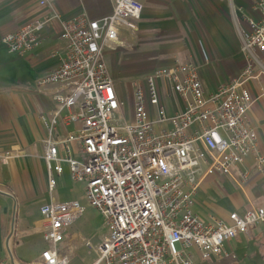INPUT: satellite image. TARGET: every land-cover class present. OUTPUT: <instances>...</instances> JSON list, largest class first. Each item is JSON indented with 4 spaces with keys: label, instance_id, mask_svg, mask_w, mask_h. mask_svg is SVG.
I'll return each instance as SVG.
<instances>
[{
    "label": "built area",
    "instance_id": "obj_1",
    "mask_svg": "<svg viewBox=\"0 0 264 264\" xmlns=\"http://www.w3.org/2000/svg\"><path fill=\"white\" fill-rule=\"evenodd\" d=\"M55 1L37 0L40 13L16 32L1 36L0 43L24 55L44 42L47 26L59 24L62 47L53 55L59 65L38 84L72 88L52 97L56 109L43 156L47 191L55 192L64 165L70 180L83 185L87 204L107 229L93 264H213L216 258L228 257L227 242L264 226V202L242 215L230 213L226 220L204 221L193 207L206 177L224 176L244 184L251 172L249 159L264 175L246 87L254 78V53H264V0H255L254 18L243 16L240 52L245 68L238 77L207 93L195 64L175 62L158 68L131 82L129 117L104 51L120 44L121 30L136 29L142 3L113 0L112 12L99 20L86 14L62 20L53 9ZM45 10L50 12L41 13ZM60 118L64 125L76 127L55 141ZM13 158L11 152L1 153L0 164ZM82 211L76 201L41 206L45 248L27 264H69L60 246Z\"/></svg>",
    "mask_w": 264,
    "mask_h": 264
},
{
    "label": "crops",
    "instance_id": "obj_2",
    "mask_svg": "<svg viewBox=\"0 0 264 264\" xmlns=\"http://www.w3.org/2000/svg\"><path fill=\"white\" fill-rule=\"evenodd\" d=\"M138 1L142 3L143 11L137 22V39L146 48L144 55L151 53L150 47H160L162 67L175 62L195 64L207 93L238 77L245 68L240 52L241 32L245 30L243 16L255 17L252 8L255 0ZM53 9L62 20L80 14L99 20L112 12L113 0H57ZM47 12L50 11L41 13ZM39 13L37 0H0V38L16 32ZM125 34L137 36L132 35L134 31H120V44L108 49V69L142 66L152 58L136 54L123 63L120 50L130 46ZM43 36L44 42L24 55L11 53L0 43V154L11 152L14 155L8 164H0V261L7 264H27L39 258L45 248L40 207L52 201L59 202L47 191L43 156L47 127L56 109L52 97L57 93L67 94L72 85L38 84L41 77L59 65L58 57L53 55L62 47L57 22L47 26ZM121 37H126L123 38L126 41H121ZM254 57V78L246 84L252 97L249 117L258 135L259 150L264 155V53L255 52ZM131 82L126 88L130 103ZM119 85L115 82L118 92H122ZM172 111L170 106L169 112ZM65 114L62 112L61 116ZM75 127L64 125L60 118L53 140L64 139ZM77 144L72 143L74 151ZM246 165L251 172L244 184L224 176H209L202 180L195 195L193 212L204 221L210 218L226 220L230 213L242 215L249 208L261 205L264 202V175L253 168L251 159ZM65 167L63 173L66 171L69 176ZM106 232L94 246L93 259L88 264L95 262L96 249ZM66 236L61 251L71 264L81 243L69 230ZM36 239L39 245H36ZM225 251L229 256L216 258L213 264H264V226L230 240L225 244ZM193 258L198 261L196 254Z\"/></svg>",
    "mask_w": 264,
    "mask_h": 264
},
{
    "label": "rangeland",
    "instance_id": "obj_3",
    "mask_svg": "<svg viewBox=\"0 0 264 264\" xmlns=\"http://www.w3.org/2000/svg\"><path fill=\"white\" fill-rule=\"evenodd\" d=\"M137 24L136 29L134 30V34H132L137 36L128 37L129 35L125 34L127 38L121 37V41L123 42L126 41H124L123 38L129 39L128 41L130 46H126L125 48H122L120 50V58L123 60V63L130 61V59L136 54H139L142 57L152 56V58H150L147 63L142 66H127L125 67V69H121V67L118 66L119 69L117 68L116 70L113 68H109L110 73L114 78L115 82L120 83L119 86L121 87L122 91L120 92V97L121 102L124 103L126 115L129 112L130 108V99L129 96H127L128 92L126 89L128 87L129 82L131 80L133 81L134 78H140L144 76L145 73L147 74V72L161 68L163 65V62L160 61L162 56L160 47L158 45L150 47V50H152L151 53L144 55V52H146V48L140 44L141 40L137 39ZM131 48L135 49L133 50ZM108 52V50L104 51V58L106 63L109 65V57L107 54ZM52 196L54 200L59 201L61 203L76 201L80 204L81 207H83L81 216L77 218L68 227L67 230L76 234L81 243L79 250L75 252V260L71 264H88L93 259L94 246L99 243L102 235L105 233V231H107L103 218L87 204V201L84 197L83 186L73 183L67 175L66 171H64L60 181H58L57 189L52 194ZM66 238L67 236L65 237V239ZM38 243L39 241L36 239V245H39ZM40 244L42 245V242H40ZM61 249H64L63 245Z\"/></svg>",
    "mask_w": 264,
    "mask_h": 264
}]
</instances>
